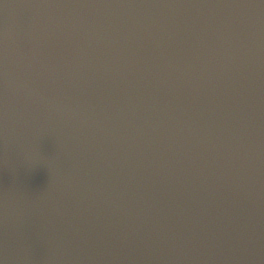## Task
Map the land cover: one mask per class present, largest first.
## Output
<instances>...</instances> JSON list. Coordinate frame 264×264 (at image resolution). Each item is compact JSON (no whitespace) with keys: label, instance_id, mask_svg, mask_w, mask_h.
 I'll use <instances>...</instances> for the list:
<instances>
[{"label":"water","instance_id":"water-1","mask_svg":"<svg viewBox=\"0 0 264 264\" xmlns=\"http://www.w3.org/2000/svg\"><path fill=\"white\" fill-rule=\"evenodd\" d=\"M0 264H264V0H0Z\"/></svg>","mask_w":264,"mask_h":264}]
</instances>
